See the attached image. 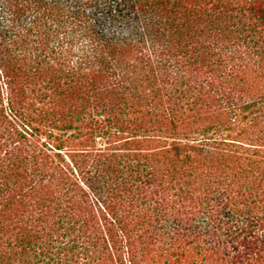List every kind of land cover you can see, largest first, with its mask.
Instances as JSON below:
<instances>
[{"label":"trees","instance_id":"obj_1","mask_svg":"<svg viewBox=\"0 0 264 264\" xmlns=\"http://www.w3.org/2000/svg\"><path fill=\"white\" fill-rule=\"evenodd\" d=\"M0 264H264V0H0Z\"/></svg>","mask_w":264,"mask_h":264}]
</instances>
